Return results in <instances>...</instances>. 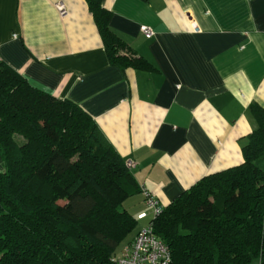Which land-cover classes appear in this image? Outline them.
Returning a JSON list of instances; mask_svg holds the SVG:
<instances>
[{"label":"crops","instance_id":"obj_1","mask_svg":"<svg viewBox=\"0 0 264 264\" xmlns=\"http://www.w3.org/2000/svg\"><path fill=\"white\" fill-rule=\"evenodd\" d=\"M102 5L111 29L148 66L111 63L85 0H0V59L34 87L78 103L162 206L203 176L241 164L256 127L249 105H264V0ZM142 25L153 29L150 38ZM123 206L146 213L137 230L153 216L141 194Z\"/></svg>","mask_w":264,"mask_h":264},{"label":"trees","instance_id":"obj_2","mask_svg":"<svg viewBox=\"0 0 264 264\" xmlns=\"http://www.w3.org/2000/svg\"><path fill=\"white\" fill-rule=\"evenodd\" d=\"M85 1L111 63L148 66L102 0ZM249 111L256 127L241 164L203 176L156 215L149 207L170 264H264V105ZM0 155V264H114L140 229L123 203L141 184L96 121L1 59Z\"/></svg>","mask_w":264,"mask_h":264},{"label":"built area","instance_id":"obj_3","mask_svg":"<svg viewBox=\"0 0 264 264\" xmlns=\"http://www.w3.org/2000/svg\"><path fill=\"white\" fill-rule=\"evenodd\" d=\"M61 13L64 12V6L58 5ZM141 30L147 38H150L154 32L148 25H142ZM129 168L135 167L134 161H127ZM140 193L144 198L145 204L150 207L153 214L160 211V204L155 195L144 185L140 186ZM146 216L145 212L138 215V218ZM171 255L169 246L161 238L157 237L153 231V226L149 223L142 226L132 242L125 245L120 255L115 257L114 264H170Z\"/></svg>","mask_w":264,"mask_h":264},{"label":"rangeland","instance_id":"obj_4","mask_svg":"<svg viewBox=\"0 0 264 264\" xmlns=\"http://www.w3.org/2000/svg\"><path fill=\"white\" fill-rule=\"evenodd\" d=\"M152 212V211H151Z\"/></svg>","mask_w":264,"mask_h":264}]
</instances>
